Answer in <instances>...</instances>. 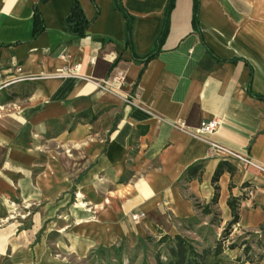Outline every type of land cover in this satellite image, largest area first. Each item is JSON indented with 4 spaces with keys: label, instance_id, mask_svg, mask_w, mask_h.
<instances>
[{
    "label": "crops",
    "instance_id": "1",
    "mask_svg": "<svg viewBox=\"0 0 264 264\" xmlns=\"http://www.w3.org/2000/svg\"><path fill=\"white\" fill-rule=\"evenodd\" d=\"M119 1L121 8L77 0L90 25L76 38L66 24L74 0H0V206L21 196L54 209L59 200V234L73 228L82 254L195 234L189 227L205 219L194 202L211 204L223 161L212 142L264 166V0H175L169 11L170 0ZM118 73L120 94L138 107L92 83ZM212 120L219 129L203 137L175 127L195 133ZM201 162V181L187 182L186 171ZM227 163L232 172L219 180L215 207L220 226L204 221L207 235L231 222V197L242 199L235 229L264 227V174ZM78 195L97 203L96 215L75 208L66 225V199ZM45 221L36 215L31 230L0 241V252L59 264L47 238L37 237Z\"/></svg>",
    "mask_w": 264,
    "mask_h": 264
},
{
    "label": "rangeland",
    "instance_id": "2",
    "mask_svg": "<svg viewBox=\"0 0 264 264\" xmlns=\"http://www.w3.org/2000/svg\"><path fill=\"white\" fill-rule=\"evenodd\" d=\"M70 153V151H67ZM70 201L65 207L62 213H66V225L71 223V214L74 215V209L86 212L88 215H96L97 203L90 202L88 197L82 195L76 196V201L68 196ZM55 203L56 208L62 204V202ZM60 201H64L61 197ZM65 203V202H64ZM0 206V241L2 245H9L11 243L10 237L23 230H31L33 225V219L36 215H40L42 220H46L45 223L37 228V237L47 238L48 244L52 248V254L54 259L59 264H109L110 259H115L114 254L109 252H101V249H93V251L82 254L75 249L76 241L73 239V228L68 229L67 234H59V211L54 209H48L46 204L42 201L33 204L28 202L24 197L17 196L13 199H8L7 202ZM77 205V206H76ZM76 206V207H75ZM213 216L209 219L204 218L200 220V225L197 228L191 229L195 234L186 235L189 240L198 244H206L208 247H215L217 242H222L223 254L212 260L216 264H264V227L259 228L256 231H245L233 229L223 241V232L227 228L226 224L223 228H214V233L207 235L206 231H203L208 221L213 220ZM5 230V232H4ZM197 231V232H196ZM5 233V234H3ZM3 234V235H2ZM205 236V237H203ZM149 237V236H148ZM146 238V240L148 239ZM208 238V241H205ZM137 242L132 247L122 244L117 248V253H120L123 264H142L143 258L148 257L149 262L153 263V256L155 252H148L150 247H155V242ZM157 240V239H156ZM234 246V249H230ZM3 247V246H1ZM0 247V248H1ZM165 246L158 247L157 250H162ZM3 249V248H1ZM130 251V252H128ZM39 253V252H38ZM116 253V252H114ZM32 258V252H0V264H27L28 259ZM165 260V256H164ZM34 264H40L35 260ZM118 264L117 261L116 263Z\"/></svg>",
    "mask_w": 264,
    "mask_h": 264
},
{
    "label": "trees",
    "instance_id": "3",
    "mask_svg": "<svg viewBox=\"0 0 264 264\" xmlns=\"http://www.w3.org/2000/svg\"><path fill=\"white\" fill-rule=\"evenodd\" d=\"M116 4L118 5V8H121L120 1L115 0ZM175 0H170L168 11L171 9V6L173 5V2ZM197 12V8H196ZM35 20H36V27H35V34L37 35L42 30V19L38 13L35 14ZM195 21L197 22V13L195 14ZM66 24L68 27L69 33L76 37V38H83L85 36V33L90 25V23L86 20L83 11L78 4L77 0H74V7L70 13V15L67 17ZM131 30V25L130 28ZM155 57V53L149 54L147 57H145V62L150 61ZM17 97L16 93L10 94L8 96H5L2 103H9L13 101ZM226 170H229L232 172V169L228 168L227 161H222L214 176L212 179V184L214 185L215 189V195L214 198L209 205L201 206V204L198 201H195L194 205L196 210H199L201 214L204 217L207 216H213V220H211V225L215 227L220 226V212L216 210V206L218 205L219 197H220V187L218 185L220 178L225 173ZM205 171V162H201L198 164H195L191 166L185 173V179L187 182H190L194 179H198L201 181L202 176ZM241 198H234L231 197L228 200V207L231 210L232 214V220L230 223H228L227 228L223 232V241L226 240L227 236L230 234V232L236 228V226L240 222V206H241ZM192 226L189 227V230L193 229ZM148 242H155V247H150L148 252H155V255L153 256V263L149 262V258L146 256L143 258L142 264H216L214 260L218 256L222 255L224 250L222 246V242H217L215 247L212 249V247H208L206 244H196L194 241L192 242L189 240L188 236L184 235H178L174 238L170 236H163L160 240H156L153 237H148L146 240ZM205 241H208V238H206ZM165 246L166 248H163V251L161 250L162 247ZM158 247H161L160 250H157ZM234 246H231L230 249H234ZM101 252H109V254H114L116 256L115 259H110L109 264L117 263L123 264L122 258L120 257V253H117V248L113 247L109 250H101ZM116 252V253H114ZM130 252V251H128ZM165 256V260H164Z\"/></svg>",
    "mask_w": 264,
    "mask_h": 264
},
{
    "label": "built area",
    "instance_id": "4",
    "mask_svg": "<svg viewBox=\"0 0 264 264\" xmlns=\"http://www.w3.org/2000/svg\"><path fill=\"white\" fill-rule=\"evenodd\" d=\"M124 74L118 73L115 76L111 78H107L102 81H94L92 82L94 86L97 88V90L104 94L111 97H117L121 98L124 103L129 108L138 107L136 103V99L134 97H122L120 94V87L123 84ZM175 127L178 129L187 132L188 134L194 136V137H203L205 135L213 134L219 129V122L217 120H212L210 122H207L201 126L200 129L197 130V132L192 133L186 128L185 124H177ZM211 152L212 154L223 160V161H233L237 162L243 166L251 167L260 172L261 174H264V166L258 164L254 160H252L249 156L240 154L238 152H235L233 150H230L218 143L212 142L210 144ZM244 193L246 196V201L251 202L254 198V190L252 187H246L244 189ZM143 217V214H135L132 216V219L134 221H138Z\"/></svg>",
    "mask_w": 264,
    "mask_h": 264
}]
</instances>
